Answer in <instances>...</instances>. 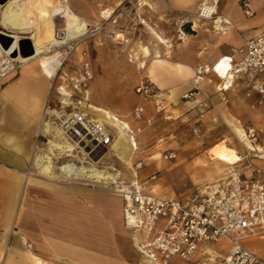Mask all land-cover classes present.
Wrapping results in <instances>:
<instances>
[{"label":"crops","instance_id":"obj_1","mask_svg":"<svg viewBox=\"0 0 264 264\" xmlns=\"http://www.w3.org/2000/svg\"><path fill=\"white\" fill-rule=\"evenodd\" d=\"M125 1L132 5L124 8L121 4ZM138 1L142 0H119L116 15L128 16L129 12L134 15L133 10L136 7L137 12L142 11L139 16L155 29L152 28L155 34L152 35L147 25L141 22L131 45L136 51L134 55L142 57L140 64H147L143 69L148 74L141 77L137 84L143 78L156 83L162 89V99L167 108L163 113H156L152 102L139 95V101L134 107L138 104L144 105L146 116H152L153 119L158 116L169 118L171 111L182 114L186 106L200 111L207 109L208 113L218 115L231 128H235L239 135L244 127L237 121L255 120L256 125H249L256 126L261 131L260 141H263L262 111L256 106L255 96H246L243 79L236 80L230 88V80L226 81L228 90L221 91L219 88L222 80L215 73H211L200 85L209 98L204 106L200 107L198 104L204 100L203 94L182 104L179 101L190 90L188 84L194 76L196 65H212L220 58L232 55L233 47L264 33V0H248L254 10L253 16L245 14L242 0H218L217 12L231 18L235 23V28L224 34L214 32L212 19L194 18L204 0H144L137 7ZM69 5L71 8L70 2ZM71 10L75 12L72 8ZM137 18L138 16L134 17L135 20ZM188 23H192L194 30L191 36L184 30ZM88 26L90 27L89 23ZM80 60L79 73L82 61L88 59L82 55ZM129 61L132 59L129 58ZM61 68L54 76L43 60L26 62L0 84V264H154L136 247L134 232L126 225L122 195L113 191L86 189L66 181L62 175L49 178L58 175L56 172L60 165L68 162L79 165L82 161L77 147L73 156H59L58 148L55 149L56 154L50 151L52 142L58 140L57 130L74 145L52 119L45 115L48 100L58 98V89L62 85L68 89L70 87V77L64 71L60 74ZM57 77L59 83L55 86ZM261 79L264 80V76ZM223 96L226 97L225 101L222 100ZM89 103V112L99 118V111L94 109V105H101L91 100ZM172 105H176L175 108ZM134 107L129 117L107 109L113 116L123 119L132 127H142L143 130L148 125L144 120L133 119ZM103 122L107 125L112 123L110 119ZM49 124L56 130L49 128ZM118 132L119 129L115 130V136ZM140 134L137 138L138 147H132L130 156L129 170L132 173L128 176L121 172V177L128 182L138 179L145 190L157 195L183 198L157 193L148 184L149 180L139 176L146 162L138 158L132 163L131 159L140 149ZM239 138L244 141L241 135ZM243 143L246 144L243 153L225 149L222 153L225 155L222 156H226L230 164H236L240 160L231 161V155L243 157L237 167L244 175H249L252 169L248 168L250 159L245 158L247 143ZM106 151H113L112 146ZM46 154H50L53 159L51 173L45 169L47 162L43 161V156ZM109 157L120 160L114 153ZM100 160L95 164L101 168L102 159ZM139 160L144 162L142 167L136 165ZM251 161L264 168V156L254 155ZM111 166L109 167L114 169ZM155 178L152 176L150 180ZM138 236L143 238L142 233H138ZM255 239L264 241V234L247 236L243 243L264 258V245L255 244ZM223 246L224 249L214 245H209L208 248L224 254L229 248L228 242L223 241Z\"/></svg>","mask_w":264,"mask_h":264},{"label":"built area","instance_id":"obj_2","mask_svg":"<svg viewBox=\"0 0 264 264\" xmlns=\"http://www.w3.org/2000/svg\"><path fill=\"white\" fill-rule=\"evenodd\" d=\"M217 2L204 0L198 17L212 19L214 32L224 34L235 28V23L217 12ZM242 8L247 16L254 15L248 0H242ZM66 46L68 51L76 47L74 41ZM232 52V55L224 56L212 65H196L191 88L183 94V99L191 100L200 94L205 95L200 85L211 73L222 80L221 91L228 90L236 80L243 79L246 96L256 97V106L262 111L264 120V80L261 79L264 76V33L246 39L240 46L233 47ZM23 65L24 62L17 57L2 53L0 84ZM94 78L90 61L83 60L79 75L70 77L69 89L62 85L58 89V98H50L45 106V115L76 145L81 155H86L92 161H96L93 157L98 151H106L115 142V130L118 129L115 122L120 121L134 149L138 147L137 138L142 132V127H132L117 116H113L114 122L107 125L89 112L88 87ZM229 80L227 87L226 81ZM135 91L152 102L156 113L165 112L167 106L162 99V90L156 83L143 78ZM208 99L205 95L204 100L198 102L199 106H204ZM222 100L225 101L226 97L223 96ZM132 117L137 121L144 120L148 126L154 123L152 116H146L142 104L134 107ZM244 130L253 145V151H248L245 158L263 156L261 131L253 125L246 126ZM176 156L174 151H170L164 157L173 159ZM136 165L142 167L144 162L139 160ZM248 168L252 169L249 175L234 167L228 171L227 177L204 184L183 198L157 195L145 190L138 179L128 182L121 175L112 179L109 186L124 199L125 221L134 232L136 247L154 264H264V258L243 243L247 236L264 234V168L250 160ZM90 183L92 187L102 184ZM138 233H142L143 238ZM223 241L229 244L224 254L208 248Z\"/></svg>","mask_w":264,"mask_h":264},{"label":"rangeland","instance_id":"obj_3","mask_svg":"<svg viewBox=\"0 0 264 264\" xmlns=\"http://www.w3.org/2000/svg\"><path fill=\"white\" fill-rule=\"evenodd\" d=\"M56 1L53 0L50 3ZM68 1L76 14L90 24L88 34L85 37L74 40L76 47L72 51H68L66 45L57 47L55 51H52L53 41L49 38L51 25L49 20H47V15L38 13L28 16L26 14L21 15L14 5V0H0V28L6 32L17 33L2 26V14L4 13L11 28L15 26L16 28L14 27V29L20 27L32 29L31 31L33 32L31 33L37 35L38 46L43 50L44 54L49 53L50 56L55 58H62L63 56L64 64L60 74L64 71L68 73L69 77L79 75V63L83 55L90 61L95 73V80L89 82L88 90L90 92L88 99L100 104V107L104 106L103 108L106 110L111 109L118 114L124 115V117H129L132 108L139 101L135 86L141 77L148 74L146 69H143L147 64L145 62L140 64L142 57L138 54L134 55L136 51L132 49L133 45L131 44L134 42L133 38L136 36L137 27L141 22L147 25L152 35H155L153 33L154 28L139 16L142 11L137 12L136 7L133 10L134 15L130 12L128 16L116 15V6L119 0ZM143 2L144 0L136 2L137 7L141 6L139 3ZM121 5L125 8L131 6L132 3L125 1ZM11 6H14L16 10ZM135 16H138L136 20L134 19ZM66 25L67 22L65 20H58L55 23V34L58 37L63 30L65 31ZM184 30L191 36L194 33L192 23L185 24ZM117 34H120L118 39H116ZM21 35L22 39H29L31 34ZM57 53H59V56H56ZM43 56L42 54V57L37 60H43L48 64ZM129 58L132 61H129ZM58 83L59 77L55 80V86ZM188 86L191 88L190 83ZM185 101L187 100L183 99L179 101V104ZM175 106L172 105V108H175ZM91 112L95 113V110L91 109ZM169 115L171 116L169 118L156 117L154 123L151 126H145L140 134V149L131 159L132 163L138 158H142L146 162L144 168L140 170L139 176L149 180L148 184L153 186L157 193L178 197L188 196L204 184L227 177L231 164L226 156L220 158L221 155H225L222 154L223 151L230 149L243 153L246 150L235 128H231L218 115L208 113L207 109L200 111L197 108L186 106L182 114L171 111ZM237 122L244 128L249 124L256 125L254 123L255 120ZM170 151H174L177 156L173 159H165V154ZM106 152L105 150L98 151L93 157L96 161L89 160L86 155H80L81 164L75 166H91V164L96 166L95 162L99 163L100 159H102V167H97L106 174L116 176L120 171L124 175L129 176L132 173L129 170L131 168L130 156L132 150L126 161L123 159L117 161L114 157H109L110 154H106ZM251 157H254V155L250 156V161ZM112 164L117 170L109 167ZM60 166L58 167V172L54 171L58 175L49 176V178L62 175L66 181L69 180L73 184L89 190L112 191L109 186L111 177L99 181L80 173L78 168L77 172L75 170V172L67 174L62 171ZM238 169L240 170V168ZM112 170L115 172H112ZM152 176L156 178L150 180ZM90 181L102 184L100 187H92L89 186L92 184ZM254 243L264 245L262 240L255 239ZM212 245L219 249H224L223 242Z\"/></svg>","mask_w":264,"mask_h":264},{"label":"bare ground","instance_id":"obj_4","mask_svg":"<svg viewBox=\"0 0 264 264\" xmlns=\"http://www.w3.org/2000/svg\"><path fill=\"white\" fill-rule=\"evenodd\" d=\"M14 1H15V3H14L15 7L17 8V10H19L18 12L21 15L26 14L28 16V15L35 14V13L47 15V20H49L50 25H51V27H50L51 28L50 29L51 34H50L49 38L53 41L52 51H55L57 49V47H62V46L68 45L69 43H71L72 41H74L76 39H80L82 37H85L89 32L88 22L86 20L81 19L76 14H74L75 12L73 13V11L71 10L72 7L70 8L68 0H57L56 2H52V3H50V2L53 0H14ZM11 7L15 8L14 6H11ZM16 8L14 10H16ZM11 13H13V12H11ZM27 13H29V14H27ZM2 17H3V19H2L3 21L1 20L2 26L7 28V29L8 28L12 29V30L16 31L17 33H14V32L10 33V32H6L4 30L0 31V33L4 32L13 38V42L8 49H5L3 47V45L0 43V55L4 52H7V53H10L12 56L17 57L22 62L26 63V62H31V61L40 59L42 57V54H43L44 55L43 58L45 60H47L48 66L50 67L52 73H54V76H55V74L61 68V65L64 62L63 56H62V58H59V57L55 58L53 56H50L49 53L44 54L43 50H41L38 46L37 35L31 33V32H33V31H31L32 29H30L28 27H20V28L14 29L15 26L13 28H11L8 20L5 18L4 13L2 14ZM36 17H37V15H36ZM196 17H198V15H196ZM31 18H33V16H31ZM58 20H65L67 22L65 31L63 30L62 34L59 37L55 34V23ZM26 33L31 34V35H29V39H31L33 41V44H34V53L30 55L31 57L30 56H23L19 52V42L22 39L21 34H26ZM118 38H120V34H117L116 39H118ZM56 56H59V53H57ZM222 73H224V72H222ZM192 77H194V76H192ZM94 109L99 111L98 116H99L100 121H105L107 119H110V122H114V120L112 119L113 115L108 110H106L105 108L94 105ZM46 124L48 125V123H46ZM115 124L118 126L120 131H119L118 135L115 136L116 139L112 145L113 151H109L107 153L111 154V155H112V153H114V155H117L119 159H123L124 161H126L127 156H129V153L132 150L133 144L130 142V140L126 136L120 121L115 122ZM50 127L53 128V125L49 124V128ZM53 129L56 130L55 127ZM240 135H241V138L244 141H246V143H247V150L253 151L252 150L253 145L250 143V141L246 137L245 130L243 128L240 131ZM56 137H58V140H55L52 142V147L50 149L51 153L56 154L55 149L58 148L57 154L59 156H62L63 154H65L67 156H73L75 149H76V145H73L69 141H67V139H64L58 130L56 131ZM244 145H246V144L244 143ZM79 153H80V151H79ZM258 157H262V156H258ZM220 158H224V157L221 155ZM43 159H44L43 161L47 162V164H45L46 171L51 173V171H52L51 170V165H52L51 163L53 160L51 155L46 154L43 156ZM84 159H85V157H84ZM230 159H231V161H237L239 159L240 160L236 164L232 163L229 170L234 168V167H237L238 163L241 162L244 158L243 157L240 158L239 156L235 157L234 155H231ZM111 167H113L116 170V168L114 166H111ZM77 168H78V171H80V173L87 175L89 178H93V179L99 180V181L103 180V179H108L110 177L112 179H114L116 176L121 174L120 171L118 172V174H116V176H113L112 174H106L102 170H99L97 166H94V164H91V166H87V165L75 166V165L68 162V163L61 166L62 171L66 172L67 174H71V173L75 172V170L77 172ZM128 234H130V233H128ZM141 256H142V254H141Z\"/></svg>","mask_w":264,"mask_h":264},{"label":"water","instance_id":"obj_5","mask_svg":"<svg viewBox=\"0 0 264 264\" xmlns=\"http://www.w3.org/2000/svg\"><path fill=\"white\" fill-rule=\"evenodd\" d=\"M13 42V38L9 35L0 33V43L5 49H8ZM19 52L23 56H30L34 53L33 42L28 38H23L19 42Z\"/></svg>","mask_w":264,"mask_h":264}]
</instances>
